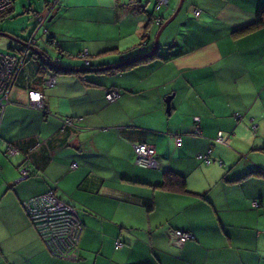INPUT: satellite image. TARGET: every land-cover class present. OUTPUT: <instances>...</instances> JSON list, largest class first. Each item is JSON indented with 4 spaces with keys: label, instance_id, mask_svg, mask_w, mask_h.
Returning <instances> with one entry per match:
<instances>
[{
    "label": "crops",
    "instance_id": "0c3cea01",
    "mask_svg": "<svg viewBox=\"0 0 264 264\" xmlns=\"http://www.w3.org/2000/svg\"><path fill=\"white\" fill-rule=\"evenodd\" d=\"M149 1L44 0L36 10L27 0L26 25L14 27L25 35L0 30L17 39L3 41L9 52L33 36L0 116V264H264V24L238 30L264 0H182L181 45L108 71L151 49ZM178 1H166L161 19ZM78 58L91 69H74ZM32 88L49 113L27 105ZM138 142L153 145L156 166L136 162ZM208 149L205 163L197 154ZM166 169L185 177V190L161 185ZM53 185L82 224L76 260L48 251L21 203ZM173 228L193 237L176 247Z\"/></svg>",
    "mask_w": 264,
    "mask_h": 264
},
{
    "label": "built area",
    "instance_id": "2783aa9c",
    "mask_svg": "<svg viewBox=\"0 0 264 264\" xmlns=\"http://www.w3.org/2000/svg\"><path fill=\"white\" fill-rule=\"evenodd\" d=\"M12 1L0 0V12L8 8ZM166 1L154 0L153 2L151 18L157 25L161 23V16L157 11L166 4ZM52 5L47 8V12L53 8ZM194 13L197 14L198 9H194ZM34 16L36 24L39 25L43 17L38 13H35ZM32 43L33 36L30 35L23 41V45L18 52L0 51V116L5 103L9 101V91L14 83L16 72L27 57ZM85 54L86 50L80 52L81 56H85ZM85 62L87 61L85 60ZM53 81V77L47 79V83L52 84ZM118 95L119 91L116 88H109L104 94L108 101L115 100ZM26 103L28 106L39 108L44 113H49L43 101V94L39 89L32 88L27 90ZM194 119L196 120L197 117L194 116ZM64 122H71V119L65 117ZM193 132L199 133L197 123L193 125ZM220 136L219 132L216 139H221ZM133 149L137 163L144 166H156L157 160L154 156V147L152 144L146 142L133 143ZM15 151V146L7 145L5 147L6 154H12ZM208 152L209 149L204 153L197 154V157L203 159L205 163H208L211 161ZM25 159H27L26 154ZM75 165L76 163L74 161L70 163L71 167ZM28 174V166L26 164L21 165L19 167V178H24ZM21 203L48 251L57 257L76 259L82 224L76 215L74 206L59 196L55 185L45 191L29 196L22 200ZM252 204L253 206H257L258 202L254 200ZM192 237V233L188 230L173 228L170 234V242L176 247H181L186 240ZM120 244L121 241L116 240L114 245L117 247Z\"/></svg>",
    "mask_w": 264,
    "mask_h": 264
},
{
    "label": "rangeland",
    "instance_id": "374dc122",
    "mask_svg": "<svg viewBox=\"0 0 264 264\" xmlns=\"http://www.w3.org/2000/svg\"><path fill=\"white\" fill-rule=\"evenodd\" d=\"M16 3H19V0H14ZM22 1L21 2V6H18L16 9L17 11V14L16 16L14 17H8L5 19L4 22L0 23V30H3V29H9V30H14V33L15 34H18L20 35L21 37L24 36L25 34H21V31L14 27L16 26H20L22 25L21 27L24 28V26L26 25V21L28 18L27 17V12H24L22 9L23 7L27 6L28 5V2L27 0H20ZM30 2H33L35 5L33 6L34 9L36 10H39V6H42L43 5V2L44 0H29ZM151 0L148 2L149 5H151ZM48 8V6H47ZM47 10V9H46ZM45 10V11H46ZM167 12H163L162 13V16L163 17H166ZM182 14V9L179 10V14L174 16L164 27V32H167L168 33V36H167V40H163V37L165 36V33L163 32V35H161L159 33L158 35V38H157V46H158V53H162L163 51H165L168 47V45L172 42V41H176L178 42L177 45H181L183 43V39H184V34H185V26L183 24H180L179 23V19H180V16ZM166 15V16H165ZM21 19H26L25 23L23 24V21H21ZM164 19V18H163ZM162 19V20H163ZM33 24H31L32 26ZM151 27L153 28L152 31L153 33L151 34V43L152 41H154V36H155V33L157 31V24H153L151 25ZM182 27V29L180 28ZM161 32V31H160ZM11 40L10 37L8 36H5V35H2L0 34V51H7V48L6 46L4 45V42L5 40ZM4 41V42H3ZM166 43V44H164ZM176 46V45H175ZM179 47V46H178ZM83 60H85V58H83ZM82 59L78 58V59H72V62L71 63H77L79 65H84V61ZM88 75H93L94 73L92 72H88L87 73ZM200 160V158H199ZM77 259V258H76ZM75 259V260H76ZM81 260V259H80ZM79 260V261H80ZM106 259L105 258H101L100 256H98L94 262L93 260V257L91 259H89L88 261L84 262L83 264H105V261Z\"/></svg>",
    "mask_w": 264,
    "mask_h": 264
},
{
    "label": "trees",
    "instance_id": "16d2710c",
    "mask_svg": "<svg viewBox=\"0 0 264 264\" xmlns=\"http://www.w3.org/2000/svg\"><path fill=\"white\" fill-rule=\"evenodd\" d=\"M5 10H7V8ZM5 10L1 11L0 12V15ZM157 13L159 14V10L157 11ZM150 20L152 21L151 12L149 13V21ZM162 22H163V20L161 19V23ZM160 24H159V26H160ZM262 24H264V3H261V4H259L257 6L253 21L251 23L245 25V26L240 27L238 30L247 31L248 29L257 27V26L262 25ZM145 37H146V31L144 30L143 35H142V39H144ZM22 40H25V39H22ZM142 42L143 41H141V43ZM28 52L31 53V50L29 49ZM157 55H158V53L155 50V52H153L151 54H148V55H143V54L141 55V54H139V55H136V56H132V57H129V58H126V59H122L119 62H116V63L111 64L110 65L111 67H109L107 70L108 71H111V70H122V69H125V68L133 65V64H136L139 61L147 60V59L153 58V57H155ZM114 64H115V66L113 67ZM162 175H163L162 176V181H161V185L162 186L175 187V188H179V189L185 190V177L182 174H180L179 172H176V171L171 170V169H166V170L163 171V174ZM131 264H143V261H139V262H135V263H131Z\"/></svg>",
    "mask_w": 264,
    "mask_h": 264
},
{
    "label": "water",
    "instance_id": "95a60500",
    "mask_svg": "<svg viewBox=\"0 0 264 264\" xmlns=\"http://www.w3.org/2000/svg\"><path fill=\"white\" fill-rule=\"evenodd\" d=\"M181 3H182V0H179L178 1V4L176 5V7H175V9H174V11L172 12V14L169 16V17H167L166 19H164L163 20V22L160 24V26H159V28L157 29V31H156V33H155V36H154V41H153V45H152V47H151V49L150 50H148L147 52H145V53H143V55H148V54H151V53H153V52H155V50H156V48H157V38H158V35H159V33H160V31L162 30V28L174 17V15L177 13V11L179 10V8H180V5H181ZM0 34H3V35H5V36H8V37H11V38H13V39H15V40H17L16 39V37H14L10 32H7V31H0ZM51 65H53L54 66V64L52 63ZM109 65H104V66H100V68H106V67H108ZM113 66H115V64L113 65ZM74 69H76V70H84V69H91V67H85V66H77L76 68H74ZM164 100H165V103H166V109H168V107H169V96H166L165 98H164Z\"/></svg>",
    "mask_w": 264,
    "mask_h": 264
}]
</instances>
